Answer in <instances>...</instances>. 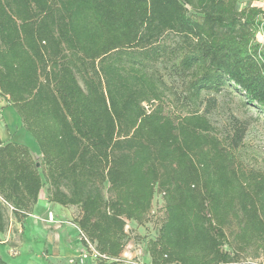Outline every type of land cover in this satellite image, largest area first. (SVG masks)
Segmentation results:
<instances>
[{"label": "trees", "instance_id": "1", "mask_svg": "<svg viewBox=\"0 0 264 264\" xmlns=\"http://www.w3.org/2000/svg\"><path fill=\"white\" fill-rule=\"evenodd\" d=\"M263 21L239 0H0V97L40 151L0 137V196L23 219L45 189L79 207L85 244L120 259L127 222L143 224L159 195L152 264L259 257L264 171L234 153L245 128L221 138L202 107L233 88L264 115Z\"/></svg>", "mask_w": 264, "mask_h": 264}, {"label": "rangeland", "instance_id": "2", "mask_svg": "<svg viewBox=\"0 0 264 264\" xmlns=\"http://www.w3.org/2000/svg\"><path fill=\"white\" fill-rule=\"evenodd\" d=\"M239 6H257L264 9V1L239 0ZM166 40L168 44H174L180 39L171 35ZM257 42L264 49V25L257 34ZM157 69L166 81L173 80L169 66L158 64ZM203 98L206 104L203 105L202 111L210 104L208 118L221 138L228 137L232 142L238 130L245 128L240 144L234 147V153L246 168L264 171V115L246 105L242 101L243 96L233 88L218 94L204 93ZM3 123L5 128L11 129L6 126V120H3ZM26 132L11 130V133H16L14 139L18 137V140L28 134L32 141L26 140L27 144L34 150L38 144H35L34 137ZM103 193L106 198L111 197L107 187H104ZM161 201V196L157 195L152 211L143 224L129 222L126 226V246L121 258L106 261H102L94 243L88 240L87 244L84 243V234L75 223L80 214L79 207H64L60 213H56L50 205L39 206L37 209L36 204L26 218L18 219L12 207L3 204L6 226L4 232H0V259L10 264H131L137 260L142 264H152L147 245L157 235L162 217ZM263 262L264 253L259 257L251 254L245 256L239 264Z\"/></svg>", "mask_w": 264, "mask_h": 264}, {"label": "crops", "instance_id": "3", "mask_svg": "<svg viewBox=\"0 0 264 264\" xmlns=\"http://www.w3.org/2000/svg\"><path fill=\"white\" fill-rule=\"evenodd\" d=\"M3 120L4 121L6 120V124H7L6 126H9V128H11V129H8L7 127H6L7 129L5 128ZM11 130H13V131L19 130V132L21 133V131L25 130V128L23 127L20 116L18 115L16 110L13 108V106H11L7 102L6 99H4L3 97H0V137H1L2 142L3 143L19 142V143H23V144L28 145L26 140L32 141L30 136L28 138V136H27L28 134H25V136H23L21 140H18V137H17V139H14V137H16L17 132L15 134H13V133H11ZM34 143L36 144V141ZM31 150H32L33 154L38 158L40 155L39 147L36 146V148L34 150L33 149H31ZM42 193H43V197L41 196ZM41 195L39 197V201L36 205V208L39 206L42 207L45 205H50L51 209H53L56 213H58L59 211H61L64 208L61 205L49 202L45 189L41 192Z\"/></svg>", "mask_w": 264, "mask_h": 264}, {"label": "built area", "instance_id": "4", "mask_svg": "<svg viewBox=\"0 0 264 264\" xmlns=\"http://www.w3.org/2000/svg\"><path fill=\"white\" fill-rule=\"evenodd\" d=\"M143 106H144V108L148 111V112H150V106L148 105V104H143ZM162 198V197H161ZM0 201L3 203V204H8V205H10L11 207H12V209H13V206L11 205V204H9L8 202H6L1 196H0ZM160 209L162 210L163 209V200L161 201V205H160ZM153 213V212H152ZM128 224H129V221L127 222ZM127 232H128V230H127ZM98 252V251H97ZM99 253V252H98ZM99 256H100V258L102 259V261H106V260H109L110 258H108V257H106V256H102V255H100L99 254ZM131 264H142L140 261H134V262H131ZM261 264H264V262L263 263H261Z\"/></svg>", "mask_w": 264, "mask_h": 264}]
</instances>
